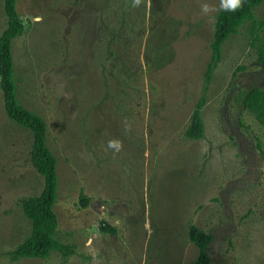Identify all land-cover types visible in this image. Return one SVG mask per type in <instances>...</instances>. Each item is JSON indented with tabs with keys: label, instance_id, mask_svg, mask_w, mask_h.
<instances>
[{
	"label": "rangeland",
	"instance_id": "374dc122",
	"mask_svg": "<svg viewBox=\"0 0 264 264\" xmlns=\"http://www.w3.org/2000/svg\"><path fill=\"white\" fill-rule=\"evenodd\" d=\"M219 9L220 0H17L27 24L12 43L17 96L46 122L57 235L75 252L8 256L30 231L20 199L39 194L43 178L31 132L7 117L0 89V264H195L190 224L212 235L208 264H264V129L239 105L243 91L264 89V72L246 23L206 79ZM254 14L264 17V2ZM5 25L0 0V33ZM201 99L204 135L188 139Z\"/></svg>",
	"mask_w": 264,
	"mask_h": 264
},
{
	"label": "trees",
	"instance_id": "16d2710c",
	"mask_svg": "<svg viewBox=\"0 0 264 264\" xmlns=\"http://www.w3.org/2000/svg\"><path fill=\"white\" fill-rule=\"evenodd\" d=\"M264 0H242L241 7L235 12L218 10L214 16V29L210 41L211 56L207 63L205 77L209 75L221 59L222 46L230 36L238 33L246 23H250V46L255 52L256 62L264 72V42L260 32L264 27V17L257 19L254 9ZM6 25L0 33V89L3 107L7 117L18 125L30 130L31 145L29 159L32 167L43 178L41 192L34 196L22 197L20 208L30 221V231L21 243L8 252L11 260L19 258H48L52 251L61 256L73 255L75 246L63 242L57 235L58 218L54 211L57 198L58 176L57 159L46 144V122L35 112L23 106L17 96L18 86L12 56L13 40L21 36L27 27L17 11V0H3ZM203 99L192 109L190 122L184 135L188 139L198 140L204 135V122L201 111ZM239 105L253 117L264 129V89L251 87L240 94ZM90 198L79 192L78 202L82 208L87 207ZM102 231L115 233L114 227L103 222L99 226ZM188 238L197 247L195 264H208L210 254L207 251L212 235L201 230L195 224L188 226Z\"/></svg>",
	"mask_w": 264,
	"mask_h": 264
},
{
	"label": "clouds",
	"instance_id": "9594fccd",
	"mask_svg": "<svg viewBox=\"0 0 264 264\" xmlns=\"http://www.w3.org/2000/svg\"><path fill=\"white\" fill-rule=\"evenodd\" d=\"M141 0H133L134 6L139 5ZM242 0H220V10L228 11V12H235L238 8L241 7ZM201 10L204 13H208L211 9L207 3L202 4ZM130 125L127 124L125 121V128L127 129ZM108 147L113 148L117 151L120 150L121 144L119 140H110L108 142Z\"/></svg>",
	"mask_w": 264,
	"mask_h": 264
}]
</instances>
